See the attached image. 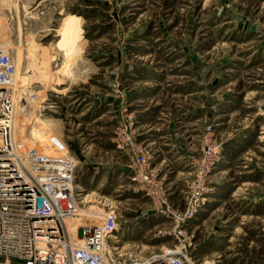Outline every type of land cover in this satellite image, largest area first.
<instances>
[{
	"label": "rangeland",
	"instance_id": "obj_1",
	"mask_svg": "<svg viewBox=\"0 0 264 264\" xmlns=\"http://www.w3.org/2000/svg\"><path fill=\"white\" fill-rule=\"evenodd\" d=\"M68 13L83 17L70 61L58 44ZM0 53L17 65L12 100L31 94L17 113L37 97L57 116L38 146L75 164L60 224L73 244L113 211L121 261L264 264V0H0ZM208 125L220 157L192 211ZM136 153L147 179L133 180Z\"/></svg>",
	"mask_w": 264,
	"mask_h": 264
},
{
	"label": "built area",
	"instance_id": "obj_2",
	"mask_svg": "<svg viewBox=\"0 0 264 264\" xmlns=\"http://www.w3.org/2000/svg\"><path fill=\"white\" fill-rule=\"evenodd\" d=\"M15 67L8 54L0 53V136H4L6 142L0 144V257L3 259L0 264H66L74 258L80 264H139L141 261L137 259L125 262L114 255L121 241L115 235L119 222L113 211L106 212L100 224L80 226L85 250L76 246L78 235L74 244L69 235H63L65 224L59 226L58 215L63 209L67 214L70 212L64 196L70 193L75 164L66 153L47 156L38 145L18 148L7 144L12 132L4 120L14 113L10 88L15 79ZM199 147L198 154L190 161L194 176L186 196L187 207L192 211L204 201L210 188L211 172L220 157V143L211 125L199 137ZM146 163L147 157L136 153L132 160V167L137 169L133 180L147 179ZM179 258L172 259L171 263L186 264Z\"/></svg>",
	"mask_w": 264,
	"mask_h": 264
},
{
	"label": "bare ground",
	"instance_id": "obj_3",
	"mask_svg": "<svg viewBox=\"0 0 264 264\" xmlns=\"http://www.w3.org/2000/svg\"><path fill=\"white\" fill-rule=\"evenodd\" d=\"M82 21H83V17H81L80 15L73 14V13H68L65 16V18L63 19V23H62L63 27H62V30L60 31V34H59L58 44L61 45L62 48L64 49L63 53H64V58L66 60L70 61V59L72 57L75 58V56H76L75 52L77 51V46L82 40V38H81L82 37V28H81ZM79 46H80V44H79ZM65 68H66V66H65ZM15 71H17L16 67H15ZM29 78L32 81H35V80H38V75L33 74V75L29 76ZM29 78L28 79H27V77L24 78L25 84L27 82H29V81H27V80H29ZM53 88L56 89L55 87H53ZM60 90L64 91L65 89H60ZM30 95H29V97H30ZM27 96H28V94L22 95L21 93H18L13 98L12 108L14 110V113L9 114L4 120V122L11 128V132H12V136L7 138V140H9L8 141L9 143H7V144L11 145V146H16L18 148H22L26 144H28L30 146L39 145V141L42 140L44 138V136L49 134L52 129L57 128L56 126H59L57 116H55L54 114L43 115L44 113H42L41 110H43L46 106L40 104V101L37 97L33 98V108L28 109V111L25 110L24 111L25 115L24 114L19 115L17 113V111H18L17 109L20 107V102H22L25 98L29 99V97H27ZM32 96H33V94H32ZM23 97H24V99H23ZM19 113H21V112H19ZM30 129H31V131H30ZM5 143L6 142H5L4 136H0V144H5ZM40 150H41L42 154H47V156L49 155L48 153L43 152L42 149H40ZM19 160L22 161L23 159H19ZM66 212H67L66 209H63L62 211L59 212L60 213V215H58L59 216V218H58L59 226L62 222H64L65 217L67 215ZM77 231H78V229H76V232ZM179 232H181V231H179ZM131 233H133L132 230H129L127 233H125L123 235L124 238L128 237ZM120 241H121V239H120ZM78 242L79 243L76 246L82 247L83 250H85L86 246L83 243V241L81 240V238L79 239ZM177 252L178 251H172L169 253L170 256H169V258H167V262L169 264H172L171 260L174 258H175L174 260H180L179 257H176V255H178ZM67 264H80V262H79V260L74 258L73 260L69 261ZM82 264H87V263H82ZM91 264H93V263H91Z\"/></svg>",
	"mask_w": 264,
	"mask_h": 264
},
{
	"label": "crops",
	"instance_id": "obj_4",
	"mask_svg": "<svg viewBox=\"0 0 264 264\" xmlns=\"http://www.w3.org/2000/svg\"><path fill=\"white\" fill-rule=\"evenodd\" d=\"M45 99H47V98H42V101H44ZM177 152H175V154H176ZM182 157V156H181ZM217 190V189H216ZM219 192V191H218ZM217 192V193H218ZM216 193V194H217ZM212 196H210V198H211ZM211 199H217L216 197H212ZM215 201L216 200H210V202H207L204 206H202V209L200 210V212H199V216L202 214H204V215H206V212H207V208H209V207H211L213 204H215Z\"/></svg>",
	"mask_w": 264,
	"mask_h": 264
}]
</instances>
